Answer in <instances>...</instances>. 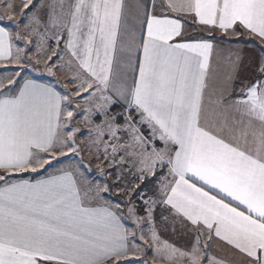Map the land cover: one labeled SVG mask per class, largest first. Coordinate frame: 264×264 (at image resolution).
Instances as JSON below:
<instances>
[{
	"label": "snow or ice",
	"instance_id": "6c2138e0",
	"mask_svg": "<svg viewBox=\"0 0 264 264\" xmlns=\"http://www.w3.org/2000/svg\"><path fill=\"white\" fill-rule=\"evenodd\" d=\"M0 7L16 28L0 27V64L68 72L63 93L0 78V264H264V55L250 77L239 54L221 73L216 37L199 35L246 32L264 53V0ZM85 148L112 184L88 182L80 161L48 172ZM149 176L152 195L133 183ZM112 187L126 212L104 200Z\"/></svg>",
	"mask_w": 264,
	"mask_h": 264
},
{
	"label": "rangeland",
	"instance_id": "374dc122",
	"mask_svg": "<svg viewBox=\"0 0 264 264\" xmlns=\"http://www.w3.org/2000/svg\"><path fill=\"white\" fill-rule=\"evenodd\" d=\"M2 15H5V10L0 11V16H2ZM8 23H9L10 30L15 31L16 30L15 22L14 21L9 22V20H8ZM19 30L21 32H23L22 24H21ZM19 43H20V46H23V42H19ZM49 43H50L51 47H53V48L56 47V42H49ZM60 48L62 49L63 46L61 47V45H60ZM34 51H35V47H33V52ZM31 54L32 53H29V55H31ZM61 55H64L65 60H67L68 57H67L66 53L61 52ZM255 61H258V57L255 58L254 60H250V66H249L248 74L246 77H250L251 73L255 70L252 66ZM52 62H54L56 64L63 63L57 57H53ZM37 69H39V70H37ZM15 72L21 73V75L19 77L21 80H23L25 77L35 78L36 80H43L49 84L54 85L58 89V91L61 93L64 92V85L66 83L65 77H66V75H68L66 67L62 68L60 71L56 72V74L54 76H51V75H48L46 72H44L43 65L34 66L33 64H28V65L24 66L23 68H21L19 66L11 65V64L6 65V66L4 64H0V78H3V77L8 76V75H12ZM116 110L114 109L113 111H116ZM77 119H80V117H78ZM97 122H99V121H97ZM81 129L85 133L87 132V129L84 127V125H81ZM79 139L83 140L84 137L82 136ZM85 149H87V148H85ZM60 158H63V157H60ZM60 158H59L58 166L62 162L63 163L66 162L65 160H61ZM86 160H88V162L90 163V166L93 168V170L90 169L89 171L85 172L86 173V179L88 182L92 183L93 185L100 184L101 186H103L104 183L112 184L111 177H105L104 176V183L101 181L103 179L100 180V178H103L102 175H101L102 177L99 175V179H98V173L96 171L97 165L95 164L97 162V160L94 159L90 154L86 155L85 153H82L81 156H69V159L67 160V162H69L71 165H77V162L80 161V162H82V164H81V166H82V165H85L84 162ZM62 166H64V165H62ZM105 172H108L107 169L105 170ZM100 174H101V172H100ZM149 177H151V176H149ZM128 181H132L131 176L126 177L125 183H127ZM133 183L139 185V192L140 193H147L148 195H152V193L155 191V189L157 187V180L156 179H153V181L151 179L150 180L146 179L143 182H140L139 180H135V181H133ZM123 186L124 185L121 184V187H123ZM105 194L110 196V199H111L110 202H112V203L114 202V204L119 203L122 206L123 210L126 212L125 205L128 203V200H129L128 196H125L122 193L118 192L116 187H112L111 191L109 193H105ZM132 199L136 202L138 207L142 206L143 201L138 196L133 195ZM140 214L143 215V212L141 211ZM158 216H159V210L157 211V217ZM169 232H170V230H169ZM165 238L175 239V237H172L170 233L168 235H165ZM146 258L149 260L151 259V253L150 252L147 253Z\"/></svg>",
	"mask_w": 264,
	"mask_h": 264
},
{
	"label": "crops",
	"instance_id": "0c3cea01",
	"mask_svg": "<svg viewBox=\"0 0 264 264\" xmlns=\"http://www.w3.org/2000/svg\"><path fill=\"white\" fill-rule=\"evenodd\" d=\"M11 2L19 4L20 0H11ZM35 2V0H34ZM4 11L3 7H0V11ZM17 10L19 11V9L17 8ZM3 13V12H2ZM2 17H4L3 21L0 22V27H7L9 30V23H8V18L6 15H2ZM10 22V21H9ZM199 35L205 37V38H211L212 36L216 37V41H214L215 43H217V47L218 49H221L222 51L220 52H214L213 53V64L215 65H219V70L220 72H224L227 68V57L230 54H239L240 56L243 57V66L241 69V77L242 78H246L247 74H248V69L250 66V60H254L255 58L264 55V53H261L260 50L255 47L248 39L249 37H254L249 33L246 32H242V34L240 36H235V35H229V36H224L222 33L220 32H213V33H209L203 29L200 30ZM256 38V37H254ZM220 41H223V43H219ZM50 42H55L54 40L50 41ZM63 46V43H61V47ZM34 80H36L35 78H32ZM37 82L40 83H47L46 81L43 80H37ZM49 84V83H47ZM52 85V84H51ZM54 86V85H53ZM55 87V86H54ZM56 88V87H55ZM57 89V88H56ZM58 91V89H57ZM114 110V109H113ZM116 110V109H115ZM83 153H85L86 155L89 154L88 149H84ZM71 156V154L69 155ZM68 157H63L60 158L61 160H65L66 162H62L59 166H58V162L54 161L52 166L50 168H48V172L54 171L58 168L64 167L66 165H70L69 162H67V160L69 159ZM100 162L97 160V162L95 163L96 165H98ZM85 165H82V168L85 172L89 171L90 169L93 170V168L90 166V163L88 162V160H86L84 162ZM64 165V166H62ZM101 167H104L103 165H101ZM107 169V171H110L111 169L109 168H105L104 167V171ZM96 171L98 173V179H99V175L100 174V168L96 167ZM46 172H40L39 174L37 173H27L24 174L23 178L26 179H38L40 178V176L42 175H46ZM102 177V176H101ZM103 179V180H101ZM100 180L104 183V176L103 178H100ZM151 180L153 181V177L151 178ZM103 198L104 200L110 201V196L106 195L105 193L103 194ZM114 204V202H113ZM131 226V225H129ZM170 232L168 233H163V235H168ZM185 241L184 240H179L178 243L183 244ZM216 245H213V250H215Z\"/></svg>",
	"mask_w": 264,
	"mask_h": 264
},
{
	"label": "trees",
	"instance_id": "16d2710c",
	"mask_svg": "<svg viewBox=\"0 0 264 264\" xmlns=\"http://www.w3.org/2000/svg\"><path fill=\"white\" fill-rule=\"evenodd\" d=\"M255 47H257L258 49H260V47H261V45H260V43H259V41H258V39L257 38H254V37H249V39H248ZM152 177H148V179L147 180H150Z\"/></svg>",
	"mask_w": 264,
	"mask_h": 264
}]
</instances>
